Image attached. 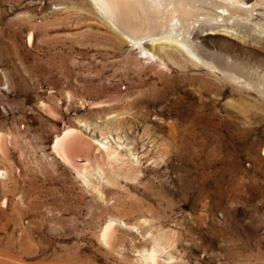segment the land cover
Returning <instances> with one entry per match:
<instances>
[{
    "label": "rangeland",
    "instance_id": "1",
    "mask_svg": "<svg viewBox=\"0 0 264 264\" xmlns=\"http://www.w3.org/2000/svg\"><path fill=\"white\" fill-rule=\"evenodd\" d=\"M87 1L0 0V264H264V0L146 53Z\"/></svg>",
    "mask_w": 264,
    "mask_h": 264
},
{
    "label": "bare ground",
    "instance_id": "2",
    "mask_svg": "<svg viewBox=\"0 0 264 264\" xmlns=\"http://www.w3.org/2000/svg\"><path fill=\"white\" fill-rule=\"evenodd\" d=\"M90 1L93 4V6H95L100 11L99 13L104 15L112 22V26L111 25L110 26L111 28L114 29V32L116 34L117 33L120 34L121 32L125 33L127 35V36L125 35L126 39L127 37L130 38V42L133 43V47L135 45V47L137 46V49H140L142 50V52L145 53H146L145 50L146 47L144 46L147 44L149 45L150 41L153 39L152 38L148 39L147 37L145 38L137 35V33L134 30L137 26L138 27L146 26L150 34L157 33V35L161 36L162 31H164L169 25H172L173 22L176 23L177 21L183 20L186 21L185 24L191 25L192 23H189L190 20H193L195 17H197L199 11H203L204 14L206 12L204 11L205 6L204 5L197 6L195 0H90ZM95 12H97V10ZM204 23L201 26H199V28H195V27L192 28L191 34L193 39L195 38L200 39L202 36L209 34V33L202 34V32L206 30V27H208L209 29V22L207 21ZM159 39L160 40L162 39L160 42H164L163 36L159 37ZM166 39L167 38L165 37V40ZM169 39H167V41ZM154 40H156V38ZM177 42L178 41H176V43ZM88 146H89L88 142L86 143L85 141H83V139L80 138L79 134L76 131L72 130V131H66L64 135L58 136L53 144L52 150L59 156V158L63 162L67 164V166L69 165L72 168H74L76 174L79 173L81 174L82 169L80 170V168L82 166L76 165L74 163L73 156L80 154V156L83 155L86 158H88L89 157L88 151H90V148ZM0 150L3 153H6L7 151L6 143L4 142L1 136H0ZM83 171H85V169ZM111 226H113V224L111 223L108 224L103 232V237L106 236L107 243L110 245L114 243V235H112V233L106 234V229L111 228ZM151 260L154 264H162L153 256L151 257Z\"/></svg>",
    "mask_w": 264,
    "mask_h": 264
}]
</instances>
